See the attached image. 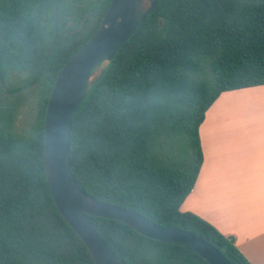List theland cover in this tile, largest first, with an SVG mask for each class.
<instances>
[{
    "label": "trees",
    "instance_id": "16d2710c",
    "mask_svg": "<svg viewBox=\"0 0 264 264\" xmlns=\"http://www.w3.org/2000/svg\"><path fill=\"white\" fill-rule=\"evenodd\" d=\"M109 3L0 0V94L29 89L35 96L23 131L15 123L17 99L0 102V264H95L53 201L43 130L59 70L96 31ZM14 74L20 80L6 86ZM261 84L264 0H157L72 117L75 182L97 200L202 237L231 264H251L233 236L180 205L203 161L205 111L224 91ZM89 217L127 264H209L118 220Z\"/></svg>",
    "mask_w": 264,
    "mask_h": 264
},
{
    "label": "water",
    "instance_id": "95a60500",
    "mask_svg": "<svg viewBox=\"0 0 264 264\" xmlns=\"http://www.w3.org/2000/svg\"><path fill=\"white\" fill-rule=\"evenodd\" d=\"M156 2L110 0L96 31L59 70L44 114L46 180L56 207L85 243L95 264L127 263L110 249L89 215L115 219L141 235L188 248L209 264H231L218 247L190 231L162 226L136 211L91 197L77 185L70 170L69 134L76 109Z\"/></svg>",
    "mask_w": 264,
    "mask_h": 264
},
{
    "label": "crops",
    "instance_id": "0c3cea01",
    "mask_svg": "<svg viewBox=\"0 0 264 264\" xmlns=\"http://www.w3.org/2000/svg\"><path fill=\"white\" fill-rule=\"evenodd\" d=\"M236 96L264 102V84L224 91L205 111L198 130L203 161L180 210L233 236L251 264H264V110L233 123L227 110Z\"/></svg>",
    "mask_w": 264,
    "mask_h": 264
},
{
    "label": "rangeland",
    "instance_id": "374dc122",
    "mask_svg": "<svg viewBox=\"0 0 264 264\" xmlns=\"http://www.w3.org/2000/svg\"><path fill=\"white\" fill-rule=\"evenodd\" d=\"M11 80L13 83H10L9 81H6L5 85L10 84H17L18 80H20V77L17 75H12ZM0 102L1 103H7V100L9 99H17L18 104V112H17V118H16V128L18 131H23L29 124V122L32 120L34 115V105H35V96L32 92V90L26 89L21 91L19 94L16 95V97H10L7 94L5 88L3 92L0 94ZM227 97L231 98V96H224L223 99H226ZM237 97V96H236ZM242 96H238L236 99H234L233 103L234 106H230L227 111H233L234 112V122L233 123H244L248 122L249 118L257 117V111L264 110V102L261 101H249L245 102L242 101ZM219 121V120H218ZM258 122V120L256 121Z\"/></svg>",
    "mask_w": 264,
    "mask_h": 264
}]
</instances>
